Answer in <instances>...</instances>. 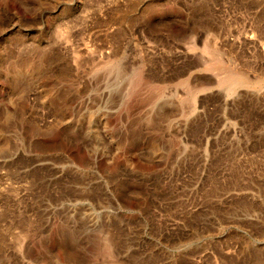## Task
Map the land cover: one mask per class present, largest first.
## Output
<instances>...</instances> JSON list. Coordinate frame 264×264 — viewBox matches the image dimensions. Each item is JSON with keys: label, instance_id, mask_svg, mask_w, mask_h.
<instances>
[{"label": "rangeland", "instance_id": "obj_1", "mask_svg": "<svg viewBox=\"0 0 264 264\" xmlns=\"http://www.w3.org/2000/svg\"><path fill=\"white\" fill-rule=\"evenodd\" d=\"M0 264H264V0H0Z\"/></svg>", "mask_w": 264, "mask_h": 264}]
</instances>
